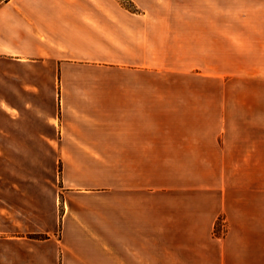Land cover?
<instances>
[{
	"label": "crops",
	"instance_id": "0c3cea01",
	"mask_svg": "<svg viewBox=\"0 0 264 264\" xmlns=\"http://www.w3.org/2000/svg\"><path fill=\"white\" fill-rule=\"evenodd\" d=\"M126 2H0V152L60 163L17 181L11 216L61 236L11 264H264V0ZM160 71L230 74V95Z\"/></svg>",
	"mask_w": 264,
	"mask_h": 264
},
{
	"label": "rangeland",
	"instance_id": "374dc122",
	"mask_svg": "<svg viewBox=\"0 0 264 264\" xmlns=\"http://www.w3.org/2000/svg\"><path fill=\"white\" fill-rule=\"evenodd\" d=\"M1 1L2 0H0V2ZM122 1L129 5L126 0ZM211 75L212 73H170L160 71L156 73H145V79H173L177 81V85H185V87H177V94L180 95H215V92L216 94L222 93L230 95V74L217 77L219 80L218 82L210 81L215 79V77ZM31 156L33 160L38 158L35 153H32ZM51 163V159L47 158L36 163L37 167H33L31 172L24 171L23 169L11 168V151L0 152V264H11V255H23L22 241L30 239L60 238V228L54 225L53 220L51 221L49 216L32 215L31 212L37 211V209L31 210L28 216L22 214L11 216V189L14 190V188L18 186L22 188V182L18 185L17 181H24V179L29 180L31 177L34 183L32 185L41 188L49 187V181L60 171V163L54 171L52 170ZM40 178L42 179V183L35 184V181H38ZM43 181H47V183ZM35 198H37V202L43 208L48 206L49 201L46 199L43 192L41 195H36ZM221 219L224 218L219 217L215 223L214 232L216 234H222L225 229V225L222 226L223 222ZM14 228H21V230L34 229L35 232H21L18 234L11 232ZM51 228L53 231H50ZM15 235H22L23 237H13ZM51 250L52 249L49 247H41L39 249L42 254H48Z\"/></svg>",
	"mask_w": 264,
	"mask_h": 264
},
{
	"label": "built area",
	"instance_id": "2783aa9c",
	"mask_svg": "<svg viewBox=\"0 0 264 264\" xmlns=\"http://www.w3.org/2000/svg\"><path fill=\"white\" fill-rule=\"evenodd\" d=\"M221 220H222V222H223V223H222V226H224V225H225V221H224V219H221Z\"/></svg>",
	"mask_w": 264,
	"mask_h": 264
}]
</instances>
